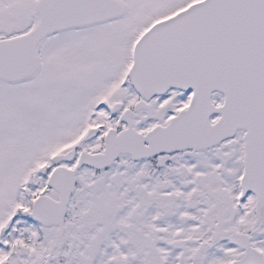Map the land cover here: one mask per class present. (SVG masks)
Wrapping results in <instances>:
<instances>
[{"label":"snow or ice","instance_id":"6c2138e0","mask_svg":"<svg viewBox=\"0 0 264 264\" xmlns=\"http://www.w3.org/2000/svg\"><path fill=\"white\" fill-rule=\"evenodd\" d=\"M0 264H264V0H0Z\"/></svg>","mask_w":264,"mask_h":264}]
</instances>
